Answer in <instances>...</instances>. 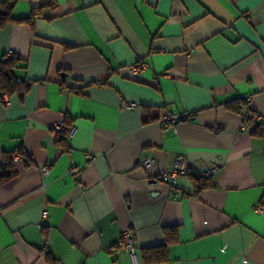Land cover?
Wrapping results in <instances>:
<instances>
[{
  "label": "crops",
  "instance_id": "1",
  "mask_svg": "<svg viewBox=\"0 0 264 264\" xmlns=\"http://www.w3.org/2000/svg\"><path fill=\"white\" fill-rule=\"evenodd\" d=\"M13 2L0 60L29 87L0 90V169L21 150L30 166L0 183V264H264V0ZM247 97L256 135L230 107ZM179 156L213 184L162 182Z\"/></svg>",
  "mask_w": 264,
  "mask_h": 264
},
{
  "label": "built area",
  "instance_id": "2",
  "mask_svg": "<svg viewBox=\"0 0 264 264\" xmlns=\"http://www.w3.org/2000/svg\"><path fill=\"white\" fill-rule=\"evenodd\" d=\"M146 64L143 62H139L134 66H131L129 69L130 72L136 74L140 70H144L146 68ZM245 100V116L244 122H243V130L246 132H251L256 126L257 123L261 120L259 114L257 113V110L255 108V104L252 100V97H247ZM187 117V116H184ZM179 116H173V115H163V117L159 120V126L164 131H168L172 128H175L179 122H180ZM55 134L56 136L62 137L66 139V141H70L74 138L75 135V128L73 126H69L67 124H59L55 128ZM89 158H91L89 156ZM11 160L15 165H17V162L23 161L22 157L19 154H14L11 156ZM139 165L144 168L145 170H150L155 166V160L151 158H142L139 161ZM190 165L188 160L184 156L177 157L175 166L172 170L165 172L161 175V180L164 183H168L170 185H175L177 183V180L180 177H183L187 175L189 171ZM47 170H44V173H46ZM69 172L71 174H74L77 178H79L83 171L78 168L75 164H72L69 168ZM218 170L216 168L207 171L205 173H201L202 177L204 178H215V175L217 174ZM261 212L262 209H259ZM48 214L47 212H43V216L46 217ZM130 231L123 232L121 237L116 243L115 248L118 250H122L130 254L132 258L136 257V245L135 241L131 236ZM111 253H114V249L110 250ZM55 264H65L63 262L57 261Z\"/></svg>",
  "mask_w": 264,
  "mask_h": 264
},
{
  "label": "trees",
  "instance_id": "3",
  "mask_svg": "<svg viewBox=\"0 0 264 264\" xmlns=\"http://www.w3.org/2000/svg\"><path fill=\"white\" fill-rule=\"evenodd\" d=\"M14 8V2L13 0H0V11H2V15H0V28L4 27L6 24L10 22H15L16 20L12 18V11ZM22 20H18V22H21ZM28 22L29 20H23V22ZM32 24V22H30ZM22 59L20 57H17L15 55L11 56L9 59L6 60H0V90L1 93L11 95L14 93H18L21 97L24 96V94L27 92L29 85L25 83H20L17 81V79L14 76V71L19 67L21 64ZM230 107L235 108L239 112H243V116H245V100L239 101L238 104H233ZM187 119L186 117H184ZM183 118V119H184ZM70 126V125H69ZM261 130V125H259V122L257 123V126L251 131L253 134H258ZM60 143L65 142L66 139L64 136H62L59 139ZM20 156L23 159V162L25 166H30V161L28 156L22 152V150L19 152ZM16 175V170L14 168V164L11 159L6 164H3V166L0 169V183L14 177ZM189 180L197 186L198 189H201L203 187H209L213 184V178H204L201 174H197L195 172H192L191 168H189V171L186 175ZM161 179V178H160ZM177 228L173 229H167L165 231V246L163 249H167L168 244L173 240L177 241ZM161 251V256H157V258H163L164 250ZM146 260H151L153 258V255H146Z\"/></svg>",
  "mask_w": 264,
  "mask_h": 264
}]
</instances>
